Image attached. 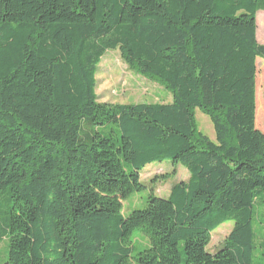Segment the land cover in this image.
<instances>
[{
	"label": "trees",
	"instance_id": "1",
	"mask_svg": "<svg viewBox=\"0 0 264 264\" xmlns=\"http://www.w3.org/2000/svg\"><path fill=\"white\" fill-rule=\"evenodd\" d=\"M260 11L264 0H0L6 264H251L264 200ZM109 51L172 102H99ZM195 109L215 142L198 132ZM164 161L189 177L123 216L122 203L146 189L144 168ZM135 232L149 246L132 255Z\"/></svg>",
	"mask_w": 264,
	"mask_h": 264
},
{
	"label": "rangeland",
	"instance_id": "2",
	"mask_svg": "<svg viewBox=\"0 0 264 264\" xmlns=\"http://www.w3.org/2000/svg\"><path fill=\"white\" fill-rule=\"evenodd\" d=\"M256 38L258 43L264 44V12L256 15ZM260 63V70H256V81L260 100H257V120L255 126L264 133V60L256 59ZM98 101L110 104H168L172 102V95L163 86L153 80L147 79L130 70L121 60L117 51L107 52L100 60L96 72ZM257 86V85H256ZM195 122L198 132L215 142L213 125L208 116L199 109L194 110ZM176 171V172H175ZM189 177L188 171L182 167H175L171 161L147 165L141 173V181L146 189L141 193L132 194L122 203V215L127 216L133 210L146 207L147 198L154 194L167 198L170 189L175 184L185 181ZM253 243L255 250L252 254L251 264H264V200H259L254 206L252 219ZM234 227V222H226L212 232V240L207 251L213 254L216 248L223 243ZM135 255L148 245V240L140 233H134ZM218 250V249H217ZM8 256V240H0V264H6Z\"/></svg>",
	"mask_w": 264,
	"mask_h": 264
},
{
	"label": "crops",
	"instance_id": "3",
	"mask_svg": "<svg viewBox=\"0 0 264 264\" xmlns=\"http://www.w3.org/2000/svg\"><path fill=\"white\" fill-rule=\"evenodd\" d=\"M255 93L257 94V90L255 88ZM256 98V97H255ZM256 104H257V99H256ZM256 111H257V105H256Z\"/></svg>",
	"mask_w": 264,
	"mask_h": 264
}]
</instances>
